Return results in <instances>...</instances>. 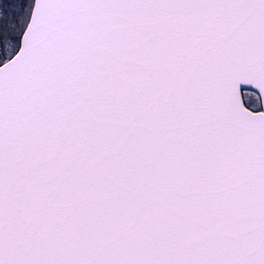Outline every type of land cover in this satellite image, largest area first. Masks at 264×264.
<instances>
[{
    "label": "snow or ice",
    "instance_id": "obj_1",
    "mask_svg": "<svg viewBox=\"0 0 264 264\" xmlns=\"http://www.w3.org/2000/svg\"><path fill=\"white\" fill-rule=\"evenodd\" d=\"M0 264H264V0H0Z\"/></svg>",
    "mask_w": 264,
    "mask_h": 264
}]
</instances>
